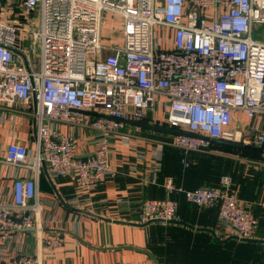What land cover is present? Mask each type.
Instances as JSON below:
<instances>
[{"label":"built area","instance_id":"1","mask_svg":"<svg viewBox=\"0 0 264 264\" xmlns=\"http://www.w3.org/2000/svg\"><path fill=\"white\" fill-rule=\"evenodd\" d=\"M107 14L121 25L117 42L103 33ZM263 24L264 0H0V124L29 112L36 139L34 153L20 143L5 150L2 162L18 173L11 197L0 196V243L40 237L51 258L63 242L55 232L42 236L41 170L93 191L116 175L112 139L158 108L178 132L168 143L185 156L214 139L264 149V130L237 118L264 116V41L253 37ZM80 130L94 148L83 158L76 154ZM165 189L167 198L143 202L141 224L178 221L170 195L183 194L198 207H218L220 220L238 231L230 227L223 237L255 238L258 220L229 176L195 190L169 179ZM85 202L79 193L70 205ZM12 264L48 263L23 254Z\"/></svg>","mask_w":264,"mask_h":264},{"label":"crops","instance_id":"2","mask_svg":"<svg viewBox=\"0 0 264 264\" xmlns=\"http://www.w3.org/2000/svg\"><path fill=\"white\" fill-rule=\"evenodd\" d=\"M237 118L243 126L264 130V116L251 120L237 113ZM165 120L166 109L161 107L143 121H128L112 139L110 165L116 175L89 193L80 191L73 176L52 177L43 168L39 176L45 208L42 236L58 233L62 247L47 258L41 238L24 235L17 242L0 243V264H12L14 256L23 254H40L48 264H264V242L250 247L223 237L230 227L220 220L218 207H198L183 194L170 195L178 203V221L140 223L146 199L167 198V180L183 190H195L218 187L221 177L229 176L240 203L258 220L254 239L264 241V152L213 141L211 148L185 156L168 143L172 131ZM59 129L72 133L65 125ZM12 143L35 152L29 112L0 124V196L6 198L11 197L13 176L18 173L2 162ZM93 150L88 130H80L76 154L83 158ZM79 193L86 200L80 209L70 205Z\"/></svg>","mask_w":264,"mask_h":264},{"label":"rangeland","instance_id":"3","mask_svg":"<svg viewBox=\"0 0 264 264\" xmlns=\"http://www.w3.org/2000/svg\"><path fill=\"white\" fill-rule=\"evenodd\" d=\"M104 19L105 20L103 23V33H105V35L107 36L109 34H113V39L115 42H117L120 39L118 36V33L120 31L121 25L119 24L117 18L111 14H107ZM24 27L25 29H27L29 28V25L26 24V26ZM253 37L256 40L264 41V24L255 27L254 32H253Z\"/></svg>","mask_w":264,"mask_h":264},{"label":"water","instance_id":"4","mask_svg":"<svg viewBox=\"0 0 264 264\" xmlns=\"http://www.w3.org/2000/svg\"><path fill=\"white\" fill-rule=\"evenodd\" d=\"M172 133H178L177 131H173L171 130ZM214 142H219V143H222V144H225V145H229V146H232V147H236V148H245V149H251V150H254V151H259V152H264V149H260V148H256V147H252V146H244L240 143H234V142H228V141H223V140H218V139H214L213 140ZM229 227L232 228V230L235 232V233H238L237 229L232 227L230 224H227ZM231 238H235V239H238V236L236 235H232ZM244 242H264V241H261V240H256V239H250V240H242Z\"/></svg>","mask_w":264,"mask_h":264},{"label":"trees","instance_id":"5","mask_svg":"<svg viewBox=\"0 0 264 264\" xmlns=\"http://www.w3.org/2000/svg\"><path fill=\"white\" fill-rule=\"evenodd\" d=\"M244 245H246V246H250V247H253V246H255L256 244H255V242H245V243H243ZM254 250H251V253L253 252ZM238 264H243V262L242 261H238Z\"/></svg>","mask_w":264,"mask_h":264}]
</instances>
